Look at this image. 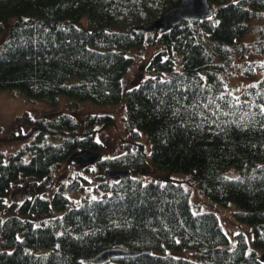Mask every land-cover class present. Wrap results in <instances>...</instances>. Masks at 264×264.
<instances>
[{
  "label": "trees",
  "instance_id": "trees-1",
  "mask_svg": "<svg viewBox=\"0 0 264 264\" xmlns=\"http://www.w3.org/2000/svg\"><path fill=\"white\" fill-rule=\"evenodd\" d=\"M178 1L0 0V34H7L0 91L20 90L54 110L60 95L72 99L53 113L16 117L30 138L7 157L0 151V194L25 179H46L78 151L104 150L97 134L113 117L79 121L73 111L79 102H123L131 141L95 165L144 166L137 140L145 133L155 168L186 172L201 194L223 206L234 203L250 234L239 232L230 244L219 217L194 213L179 182L107 177L97 187L103 195L79 205L64 187L21 203L0 200V264H92L112 247L145 252L101 264H264V62L262 78L239 96L223 78L236 56H264V0H208L211 17L164 32L137 30ZM251 33L252 41H238ZM141 46L159 48L147 64L155 75L125 87L135 62L130 52ZM241 72L255 74L252 66ZM15 135L10 138H22Z\"/></svg>",
  "mask_w": 264,
  "mask_h": 264
},
{
  "label": "rangeland",
  "instance_id": "rangeland-1",
  "mask_svg": "<svg viewBox=\"0 0 264 264\" xmlns=\"http://www.w3.org/2000/svg\"><path fill=\"white\" fill-rule=\"evenodd\" d=\"M85 22V20H83ZM258 22H254L253 25H257ZM5 31L0 34V47L6 39ZM255 33H251L239 42H249L255 38ZM159 48L153 47H136L130 54L134 57V64L127 72L124 78V86L128 87L133 85L138 80L146 78L149 75H155L147 69V64L151 56L157 52ZM174 60L177 58L173 56ZM264 62V56L257 54H249L246 59H241L240 56H236L234 64L226 70L223 74V78L226 82V86L236 95L239 96L243 89L260 80L263 76L262 63ZM252 66L255 74L254 76L244 75L241 71L246 67ZM72 99L66 95L59 96V105L56 110L50 107L44 102L31 100L20 90H2L0 91V151L7 157L11 153H15L20 145L29 140L30 135L29 127L22 122H17L16 117L24 112H29L32 117L40 116L43 114L53 113L55 111L64 109L67 102H71ZM73 114L82 121L87 115L90 114H105L113 117L112 123L104 125L101 131L97 134V137L104 143V150L100 151L101 158L117 156L125 151L126 143L131 141V138L127 136L124 125L126 120V110L123 102L110 105H94L90 102H79L78 107L73 111ZM20 133L22 138L13 139L10 138L13 134ZM16 136V135H15ZM13 139V140H10ZM144 144V151L146 154V164L142 167L131 169L132 176L142 180L148 181H174L183 184L189 190V200L192 211L199 213L203 211H212L220 219L224 231L227 233L230 244H234L239 232H245L250 234V229L246 224L240 223L235 212L239 208L230 203L228 206H223L217 202H214L209 197L201 194L192 181L189 178V174L183 171L172 172L169 170H159L155 168L150 161V145L145 133H140L138 140ZM81 152V151H78ZM77 152V153H78ZM106 169H99L95 165V161L87 163L82 166H73L69 160L61 163L56 167V170L48 176L49 180L43 179L41 181H29L28 179L22 180L15 188L9 190L6 194H0V200L3 202L13 201L21 203L26 197L30 196L32 192L40 194L42 196L49 197L59 187L65 189L71 183L78 181L79 187L66 193L72 205H79L85 199H92L101 197L103 195L102 190H97V187L106 178ZM233 171V172H232ZM229 171L228 176L233 177L236 175L234 170ZM75 177L78 180H75ZM0 215L4 216L3 205L0 204ZM42 218L39 217L37 222H40ZM251 247H249V251Z\"/></svg>",
  "mask_w": 264,
  "mask_h": 264
},
{
  "label": "water",
  "instance_id": "water-1",
  "mask_svg": "<svg viewBox=\"0 0 264 264\" xmlns=\"http://www.w3.org/2000/svg\"><path fill=\"white\" fill-rule=\"evenodd\" d=\"M214 13V8L208 0H179L176 4L170 6L157 19L143 23L137 27V30L142 32H150L157 30L164 32L173 26L180 24L182 21H198L203 18L211 17ZM101 158L100 152L81 151L71 156L69 162L73 166H82L92 161H97ZM109 178H124L130 175V171L126 169L109 168L106 172ZM79 182L71 183L66 192L70 193L77 189ZM145 251L126 249L122 247H112L104 249L96 254L92 259V264H101L109 261L114 257L122 256H137ZM264 258V256H263Z\"/></svg>",
  "mask_w": 264,
  "mask_h": 264
},
{
  "label": "flooded vegetation",
  "instance_id": "flooded-vegetation-1",
  "mask_svg": "<svg viewBox=\"0 0 264 264\" xmlns=\"http://www.w3.org/2000/svg\"><path fill=\"white\" fill-rule=\"evenodd\" d=\"M28 180H29V181L31 180V181H33V182L35 181V180H33V179H28ZM32 194H34V193L32 192ZM32 194H31V195H32ZM28 197H29V196H28ZM26 198H27V197H26Z\"/></svg>",
  "mask_w": 264,
  "mask_h": 264
},
{
  "label": "snow or ice",
  "instance_id": "snow-or-ice-1",
  "mask_svg": "<svg viewBox=\"0 0 264 264\" xmlns=\"http://www.w3.org/2000/svg\"><path fill=\"white\" fill-rule=\"evenodd\" d=\"M238 99V98H237Z\"/></svg>",
  "mask_w": 264,
  "mask_h": 264
}]
</instances>
